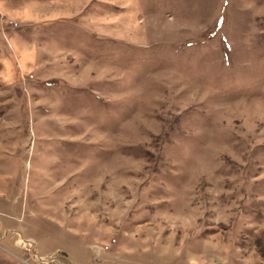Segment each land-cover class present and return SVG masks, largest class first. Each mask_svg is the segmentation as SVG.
Instances as JSON below:
<instances>
[{"label": "rangeland", "instance_id": "374dc122", "mask_svg": "<svg viewBox=\"0 0 264 264\" xmlns=\"http://www.w3.org/2000/svg\"><path fill=\"white\" fill-rule=\"evenodd\" d=\"M264 264V0H0V264Z\"/></svg>", "mask_w": 264, "mask_h": 264}, {"label": "built area", "instance_id": "2783aa9c", "mask_svg": "<svg viewBox=\"0 0 264 264\" xmlns=\"http://www.w3.org/2000/svg\"><path fill=\"white\" fill-rule=\"evenodd\" d=\"M206 264H217V263H206Z\"/></svg>", "mask_w": 264, "mask_h": 264}]
</instances>
